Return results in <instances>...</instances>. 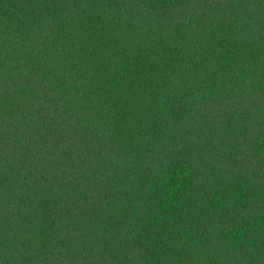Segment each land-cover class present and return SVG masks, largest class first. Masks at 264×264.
<instances>
[{
	"label": "trees",
	"instance_id": "16d2710c",
	"mask_svg": "<svg viewBox=\"0 0 264 264\" xmlns=\"http://www.w3.org/2000/svg\"><path fill=\"white\" fill-rule=\"evenodd\" d=\"M0 264H264V0H0Z\"/></svg>",
	"mask_w": 264,
	"mask_h": 264
}]
</instances>
